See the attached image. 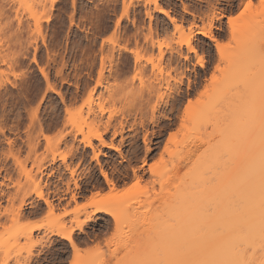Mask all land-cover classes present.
Segmentation results:
<instances>
[{
	"label": "rangeland",
	"instance_id": "obj_1",
	"mask_svg": "<svg viewBox=\"0 0 264 264\" xmlns=\"http://www.w3.org/2000/svg\"><path fill=\"white\" fill-rule=\"evenodd\" d=\"M51 1L0 0V127L6 133H0V264H177V257L184 251L180 244L183 242H172L170 250L161 249L158 235L152 234V229L150 232V212H159L154 213V222L162 212L167 214V207L178 205L173 203L178 201L181 187L185 190L187 183L191 184L187 179L196 166L190 168L189 162L201 159L198 155L199 160L196 158L197 152L191 154L190 148L193 138L204 136L200 128L203 134L195 138L199 131L197 112L216 107V103L225 104L226 110L236 102H230L229 97H238L241 82L230 75L231 68L234 61L237 64L246 55L242 49L255 43V33L263 27L259 25H264V6L260 0H251L250 7L249 0H111L117 7L105 4L110 0H74L75 9L73 0H59L55 6ZM155 2L176 19L175 23L155 11ZM123 3L129 6L128 13L123 11ZM86 11L93 15V24L86 19ZM148 13H153L151 20ZM72 15H76L73 26ZM228 17L235 18L232 26ZM134 18L136 27L132 25ZM39 28L47 36L49 52ZM150 28L153 46L152 41L146 42ZM115 32L122 33L123 39L114 40ZM214 39L222 45L224 55L219 53ZM188 40L195 52L187 48ZM136 42L141 57L138 67L132 54L120 49L126 46L130 51L137 50ZM109 56L114 59L113 69ZM103 57L107 58L106 70L100 80ZM40 67L49 74V88ZM117 69L122 73L119 79L113 77ZM148 87L152 88L151 94ZM171 93L176 99L167 98ZM224 100L227 103L222 104ZM157 105L159 121L151 123V111ZM212 109L222 110L219 106ZM34 112H38L44 125L43 133L37 121L30 128ZM98 135L108 145L119 148L121 154L102 146ZM84 137L100 153V163L119 191H111L106 184L100 165L93 159V150L81 142ZM74 146L80 151L76 155L71 150ZM260 147L264 149V145ZM12 155L19 157L22 164H17ZM225 156L220 159L228 170L247 163L231 160L230 164V156ZM225 163H221L222 167ZM214 167L221 170V166ZM69 169L76 171L74 177ZM210 171L206 175L211 179L214 175ZM183 175L189 178L183 177L186 185L181 186L183 181L178 182ZM38 190L58 208L56 215H47L44 201L36 197ZM98 191L116 218L107 213L94 214L97 205L92 202L97 200ZM74 194L80 208H84L62 218L65 210L75 208ZM229 197L235 199L233 194ZM23 202L24 217L17 222L13 209L16 211ZM35 205L42 207V213L33 216L29 212L38 207ZM160 216L162 219L164 215ZM88 219L92 221L82 231L77 229L76 221ZM59 222L75 229L82 249L79 255L53 234ZM33 224L39 229H33L29 236Z\"/></svg>",
	"mask_w": 264,
	"mask_h": 264
},
{
	"label": "bare ground",
	"instance_id": "obj_2",
	"mask_svg": "<svg viewBox=\"0 0 264 264\" xmlns=\"http://www.w3.org/2000/svg\"><path fill=\"white\" fill-rule=\"evenodd\" d=\"M58 1L59 0H52L51 5L55 6V4ZM115 1L110 0V1L105 2V4L107 3L108 6L112 7L111 4H113ZM72 2H74L72 5L76 9L75 1L73 0ZM124 3H123V8H124L123 11L125 10V12L128 13L127 7L129 6H125ZM115 4L116 3H114V7H117ZM103 5H104V1H103ZM183 6L185 7V5ZM154 7L156 8L155 11L157 10L159 13L165 15L166 18L169 19L170 22L175 23L176 19L171 17L170 16L171 14L166 9H164L161 5L155 2ZM86 12H87L86 19L90 21L91 24H93V19H94L93 15H90L88 11ZM152 14L148 13L150 17L149 20L153 18ZM75 16L76 15H72V17L70 16L72 26L75 23V19H74ZM135 19L136 18L133 19L132 25L136 27ZM120 20H118V23L116 26L119 25ZM228 20L231 26L235 22V18L233 17H228ZM47 22H49V19H47ZM259 23L261 24V22ZM175 25H178V24H175ZM248 25L252 26L251 29H255L253 28L254 25L252 24H248ZM258 25L259 24H257L256 26ZM259 26L264 27V25L262 24ZM177 27L175 28L177 29ZM263 27L261 28V30L257 29L258 31H256L255 33L256 35V37H254L255 40H252L255 42V43L252 42L254 46L253 44L250 45L249 43L248 45H250L251 47L248 46L242 49L245 51V52L243 51V53L244 54L246 53V55L243 56L242 59L241 58L239 59L241 61L236 64V61L232 60L234 61L233 64H235V66L233 65V68H231L233 70H232V73H230V75L234 74V76L232 75V77H234V79H239V81L241 82L240 84L241 86L239 87H241L240 89L242 91L241 93H239L236 99L235 97H232L230 95H226V97L230 96L229 97L230 102L234 100H236L237 102V100L238 101L240 100L239 102H237L238 105L235 101L233 102V104L228 103L229 105L227 104L228 106L226 107V110H225V104L220 106V105H217L216 103V107L215 106L208 107L207 109L197 112L199 114L196 119V122L198 123V125L197 123L196 125L198 127V130L200 128L201 130L202 129L204 130L203 131L204 136L198 135V134H201L202 131L199 130L196 133L195 131L197 130L195 129H197V127L193 126V130H195L194 131L195 138H196V135H198V138L199 137L200 138L199 140L198 138L197 139L193 138L192 144L194 145L193 147L191 148L188 147V148H190L191 150L193 149L192 152L190 151L191 154L193 152H197L198 154L195 153L196 154L195 156L197 159H198L197 155L200 156L201 160L198 161L199 163L195 161L194 164L193 163L191 164V162L187 160V162H189L190 166L189 165L188 166L190 168L191 167L194 168V166H196L195 169H193V173L190 179H187L189 177H186L187 180H190L191 184L187 183L189 186L186 185V182L184 181L185 179L184 175L182 176V180L180 178L178 183L183 181L181 182V186L182 184L183 185L185 184L186 189L184 190L183 188L184 186H182L181 187L182 191L180 190L181 193H178L180 195L178 196L176 194L178 196L177 198L178 201L175 200L174 202L172 200L174 202V203L172 202L173 205L176 204L177 202H178V205L170 207L169 205H172V204L168 203L169 207H167V210L165 209L166 207L162 209V211L164 209L168 211L167 214L165 213L166 215L164 214V212L160 210L162 212V213L160 212L162 216L164 215L162 219H161V216H160L161 214H160L159 217H155L158 219H155L156 221L154 222L153 218L157 210L155 212L152 211L153 215H151V212H150V216H151L150 219L153 221L152 223V221L150 220L151 221L150 222V227H151L150 232L152 229V232H153L152 234L156 232V234L158 235L156 237V240L159 242L161 249H166V250L167 248L169 249L168 245H170L172 242L173 243L183 242L180 244L183 245L182 249H184V251L181 250L179 256L177 257V260H176L177 264H264V149H261L262 147H260L264 145V28ZM179 29H181V26H179ZM152 30L153 29L151 28L149 29V35L148 37H146V42L148 43V41H152L151 44L153 46L155 44L153 43V31ZM249 31H252V30H249ZM42 32L43 31H41V28H39V34L40 36H42L43 44L46 46L47 51L49 52L50 44L48 43L47 36L44 35ZM118 32H115L117 36L115 35L116 39H114L117 42L123 39V34L122 33L118 34ZM156 33H157V30H156ZM198 33L201 35L207 36L213 40V37L206 35L204 32H198ZM126 41L128 43L130 40L126 39ZM214 41L216 42L215 45L219 53L224 55L223 48L221 47L222 45L219 44V42H217L215 39ZM104 43L106 42L104 41ZM135 44H136L137 50L130 51L128 50L126 46L120 49L129 51L134 57L135 65L138 67V64L141 62V57L139 55L138 48H137L139 47V44L138 42H136ZM186 45H187V48L190 49V51L195 52V48L192 47L190 40L187 41ZM35 51L36 52L38 51L37 48H35ZM50 54L51 53H49V56ZM160 54H161L160 59L162 60L163 52L161 51ZM226 56H230V55L227 54ZM107 58L109 59L110 56ZM107 58L103 57L101 59L102 60L101 69L99 71L100 80H102L105 77V70H106L105 60H107ZM228 59H232V58L229 57ZM33 60L37 61V58L34 57ZM108 61H109V64H111V69H113L114 68L112 66L114 62L113 56ZM228 62H231V61L228 60ZM39 69H40L41 75L43 76L44 81H46L47 82L46 84H48V88L51 87L49 84L50 77L46 69L44 67H40ZM138 69L136 68L134 70V72L136 71L135 72L136 74L134 73L135 75L139 74V73L137 74ZM113 74H114L113 77L115 79L116 78L119 79L122 73L119 72V70L117 69L115 70ZM100 80L98 81V83L101 82ZM168 85H169V82H168ZM231 86L232 85L230 84L227 87L230 88ZM179 88L180 86H178V89ZM228 88L226 89L228 90ZM170 89L171 88L169 87L168 90ZM227 90H224V91L226 92ZM147 91L149 94H151L152 88L148 87ZM173 91L172 93H174ZM238 92H236V94ZM171 94L167 98L170 97L172 100L176 99V96H173L174 94L172 95ZM231 94L233 93L231 92ZM59 96L64 101L63 95L59 93ZM140 96H142V94ZM161 96L163 97V95ZM227 102H228V99H227ZM227 102L226 100H224L222 104L227 103ZM234 103L236 104L234 105ZM159 105L154 107V109H152L153 111H151L152 112V117L150 119L151 123H156L157 121H159V116H157V112L159 113L158 111ZM218 106H219V109H222V110L216 109L218 108ZM212 108H215L217 111ZM161 117H164V119H168L166 115L165 116L163 115ZM31 118H32L31 119L32 121L30 123L31 124L30 128H34L36 125L35 122L37 121L39 125V126L37 125V127H39L40 132L43 133L44 125L39 119L38 112H34V114L31 115ZM109 126L110 125H108V127ZM201 126H204L205 129L204 127H201ZM207 128H210L211 132L210 130L208 132ZM205 130L207 132H205ZM0 133L3 134L4 136L6 135L5 130L1 127H0ZM201 137L203 138L201 139ZM97 139L100 141L102 146L109 147V149L118 151L121 154L120 149L115 147L113 144L108 145L103 139L102 135H98ZM81 142L85 145L86 148H91L93 150L94 152L93 159L96 160L97 164L100 165L101 175L103 176L106 184L111 188V191L113 192L119 191L118 185L116 184L114 179L110 177L109 173L106 170L103 169V165L100 163V153L96 152V148L94 147L90 139L84 137L81 140ZM194 146H195V151H194ZM185 149L187 150V148ZM71 150H73L72 151L73 154L76 155L78 154L77 152L79 151V148L74 146ZM190 152L187 153L189 154V156L191 155ZM258 152L259 154H257ZM226 154L228 155V157L230 156V164H231V160L233 161L238 160L239 162L241 161V163L242 162H247V163L246 165L243 164L244 166H241V168L239 169L236 168L239 171L236 170L235 168H234L235 170H233L232 168L231 170H228L229 168L227 164L223 162V160L220 159V158H224ZM187 156L188 155H186V157ZM12 157L14 158L17 164H20V165L22 164L19 157H15L13 155ZM192 157L194 156L192 155ZM194 158L192 162L194 161ZM62 160L64 163L66 162L65 157ZM55 161L56 159L52 161V164ZM220 162L225 163L226 165L222 167L223 165ZM195 163L197 165H195ZM191 165H194V166H191ZM213 166H216V167L221 166V170L218 169L220 170L221 173H219L215 167L214 169H212ZM42 167L43 166H41V168ZM41 168L40 169L38 168V169L41 171ZM67 168H69L68 165H67ZM223 168H225L224 171H223ZM209 169H211L214 173L210 171ZM69 170L71 172V175L74 177V175L76 174V171L72 169H69ZM214 170L215 171L217 170V171L215 172ZM206 171H208V174ZM209 171L212 174V176L214 175L213 176L214 178L212 177L210 179L208 177ZM24 172H26V169H24ZM26 174L28 175L27 172ZM74 184L76 185L75 187L78 189L79 185H78L77 180H74ZM192 184L194 185L196 184L195 187L193 186L192 188L191 186ZM35 194H36L37 199L43 200L45 205L47 206V211H46L47 215L49 214L50 217L56 215V211L58 208L52 203V201L48 197L45 198L43 191L38 190L35 192ZM232 194L235 195V199L232 197L231 198L229 197ZM95 197L97 198V200L92 202L93 204L97 205V208L94 214L107 213V214L114 216V218H116V215L114 211L110 209V206L107 205L106 203L104 204L105 200H104V196L101 193V191H98L95 194ZM72 200L76 204L75 208L71 210L70 212L65 210V212L62 215V218L72 213L76 214L78 211L84 208V207L80 208V205H78V199L75 194L72 196ZM21 204L22 205L16 211L13 209L15 219L17 222L21 221L22 218L24 217L23 209L26 205V202H23ZM35 206H38V205H35ZM7 209L8 208H6V211H8ZM10 210L12 211V209ZM41 213H42L41 206H38L34 208L33 210L31 209V211L29 212V214L33 216L41 214ZM157 213L159 212L157 211ZM91 221L92 219H88L87 221H83V222L76 221L75 223L78 226L77 229L82 231L83 228ZM33 229L34 230L39 229V226L35 227L33 224L32 229L29 232V236H32ZM53 234L59 237L60 239L65 240L68 243V245L72 248L75 255H79L82 252V249L80 248V244L75 238V229L73 228V226L67 227L62 222L56 225L53 231ZM186 243L187 245L190 244V246H186Z\"/></svg>",
	"mask_w": 264,
	"mask_h": 264
},
{
	"label": "snow or ice",
	"instance_id": "obj_3",
	"mask_svg": "<svg viewBox=\"0 0 264 264\" xmlns=\"http://www.w3.org/2000/svg\"><path fill=\"white\" fill-rule=\"evenodd\" d=\"M260 2H261V5L262 6H264V0H260ZM251 6V0H249V7ZM243 13H241V15H242Z\"/></svg>",
	"mask_w": 264,
	"mask_h": 264
},
{
	"label": "crops",
	"instance_id": "obj_4",
	"mask_svg": "<svg viewBox=\"0 0 264 264\" xmlns=\"http://www.w3.org/2000/svg\"><path fill=\"white\" fill-rule=\"evenodd\" d=\"M88 197H91V195L89 194Z\"/></svg>",
	"mask_w": 264,
	"mask_h": 264
}]
</instances>
